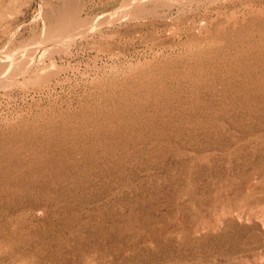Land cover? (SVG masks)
Instances as JSON below:
<instances>
[{"label":"rangeland","instance_id":"1","mask_svg":"<svg viewBox=\"0 0 264 264\" xmlns=\"http://www.w3.org/2000/svg\"><path fill=\"white\" fill-rule=\"evenodd\" d=\"M135 3L0 0V264H264V0Z\"/></svg>","mask_w":264,"mask_h":264},{"label":"bare ground","instance_id":"2","mask_svg":"<svg viewBox=\"0 0 264 264\" xmlns=\"http://www.w3.org/2000/svg\"><path fill=\"white\" fill-rule=\"evenodd\" d=\"M66 1V0H65ZM141 1L142 0H137V3H135V6H134V8L132 7L131 8V11L132 12H136L137 10H140L141 8H142V6H143V3H141ZM159 1V0H158ZM67 2H68V4H71L72 3V0H67ZM141 3V4H140ZM77 12V9L76 8H71V7H68V8H66V9H63V7L61 8V9H59L55 14L56 15H54V13H50L49 14V16H56L55 18H56V21L58 20L59 21V23H54L53 24V28H54V30L53 31H49L48 30V35L49 36H55L54 38H51L50 40H55V39H65V38H67V40L69 41V40H71V39H73V38H75L76 37V35H77V32H75V33H72L73 32V29L75 28L74 26H76V25H78L79 24V20L77 19V20H75L74 22L73 21H71V19L70 20H68V21H65V16H67V15H73V14H75ZM63 20V21H62ZM85 23H87V21L85 22ZM88 24V23H87ZM81 28H85V27H81ZM76 31V30H75ZM46 32V31H45ZM79 33V32H78ZM47 35V36H48ZM60 36V37H59ZM46 37V36H45ZM44 37V38H45ZM44 40V39H43ZM47 40V39H46ZM49 40V41H50ZM48 42V41H47ZM23 53H24V51H23ZM22 53V54H23ZM28 53V52H27ZM34 54V53H33ZM28 55V54H27ZM30 55V54H29ZM28 55V56H29ZM11 56H13V55H11ZM18 56V55H17ZM20 56H22V55H20ZM39 57V56H38ZM37 57V58H38ZM8 58V57H7ZM12 58V57H11ZM23 58V57H22ZM25 58V57H24ZM35 58V57H34ZM14 59V58H13ZM12 59V60H13ZM36 59V58H35ZM39 59V58H38ZM9 60V59H8ZM17 60V59H16ZM23 60V59H22ZM40 60V59H39ZM19 61V60H18ZM12 62V61H11ZM14 62V61H13ZM25 62V61H24ZM35 63H36V61H34ZM9 63H10V61H9ZM32 63L33 62H31L30 64H29V66H26V69H25V71L24 72H26L27 70L29 71V68H30V66L32 65ZM6 65L7 64H5V63H0V85H2L3 86V84H5L7 81H8V77L10 78L11 76H9V75H7V74H4V75H1V73L2 72H4L5 70V67H6ZM11 65V64H10ZM25 64H23V66H24ZM38 65V64H37ZM36 65V66H37ZM13 67V66H12ZM35 67V66H34ZM32 68V67H31ZM12 69V68H11ZM34 69V68H33ZM16 70V69H15ZM23 70V69H22ZM11 72V71H10ZM15 72V71H14ZM33 72V71H32ZM30 74H31V71H30ZM13 75V74H12ZM26 75V74H25ZM19 76V75H18ZM21 76H22V74H21ZM20 76V77H21ZM13 79H14V77H13ZM18 79H19V77H18ZM5 86H6V84H5ZM8 86V85H7Z\"/></svg>","mask_w":264,"mask_h":264}]
</instances>
